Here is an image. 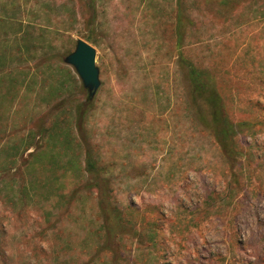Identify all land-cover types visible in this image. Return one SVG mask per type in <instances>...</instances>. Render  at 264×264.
Instances as JSON below:
<instances>
[{"label":"rangeland","instance_id":"374dc122","mask_svg":"<svg viewBox=\"0 0 264 264\" xmlns=\"http://www.w3.org/2000/svg\"><path fill=\"white\" fill-rule=\"evenodd\" d=\"M0 264H264V0H0Z\"/></svg>","mask_w":264,"mask_h":264},{"label":"trees","instance_id":"16d2710c","mask_svg":"<svg viewBox=\"0 0 264 264\" xmlns=\"http://www.w3.org/2000/svg\"><path fill=\"white\" fill-rule=\"evenodd\" d=\"M178 35V46L181 47V32L177 31ZM182 61L180 64L187 69V76L189 78L190 84L192 85L193 93L203 94L208 93L205 97L208 108L214 111L212 120L215 123L214 127H211L212 136L215 143L222 149L227 150V148L234 146V127L223 114V103L219 92L216 90L212 79L208 77V72L204 70L197 69L191 62L187 61L182 53ZM203 120V118H199ZM208 126V125H207ZM29 149V147H28ZM94 157L92 153L87 154L86 171L89 173H94L96 170V163L94 162ZM97 171V170H96Z\"/></svg>","mask_w":264,"mask_h":264},{"label":"water","instance_id":"95a60500","mask_svg":"<svg viewBox=\"0 0 264 264\" xmlns=\"http://www.w3.org/2000/svg\"><path fill=\"white\" fill-rule=\"evenodd\" d=\"M96 55V49L85 40L80 39L75 51L66 58V62L74 67L84 87L88 89L91 98L95 96L100 87Z\"/></svg>","mask_w":264,"mask_h":264}]
</instances>
